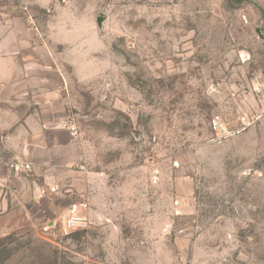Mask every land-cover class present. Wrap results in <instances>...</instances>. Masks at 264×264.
Here are the masks:
<instances>
[{"label": "rangeland", "instance_id": "obj_1", "mask_svg": "<svg viewBox=\"0 0 264 264\" xmlns=\"http://www.w3.org/2000/svg\"><path fill=\"white\" fill-rule=\"evenodd\" d=\"M65 2L86 39L56 48L48 7L0 0V21L28 13L60 51L76 131L51 217L0 218V264H264V120L226 139L209 125L256 110L264 0ZM80 201L88 224L63 232Z\"/></svg>", "mask_w": 264, "mask_h": 264}, {"label": "crops", "instance_id": "obj_2", "mask_svg": "<svg viewBox=\"0 0 264 264\" xmlns=\"http://www.w3.org/2000/svg\"><path fill=\"white\" fill-rule=\"evenodd\" d=\"M31 2L51 7L58 30L52 36L54 47L85 41L75 31L79 22L71 23L69 3ZM37 24L28 13L0 21V218L7 231L32 221L30 209L40 212L43 221L51 217L53 191L46 184L60 180L75 140L66 115L64 75L57 65L62 56L50 50V40ZM14 160L29 163L31 170L15 172L10 167Z\"/></svg>", "mask_w": 264, "mask_h": 264}, {"label": "built area", "instance_id": "obj_3", "mask_svg": "<svg viewBox=\"0 0 264 264\" xmlns=\"http://www.w3.org/2000/svg\"><path fill=\"white\" fill-rule=\"evenodd\" d=\"M64 2L65 0H61ZM47 12H50L51 7L47 6ZM256 94V103L257 107L255 112L253 113L251 119L248 121H244L242 124L238 126H231L227 122H225L219 116H214L211 118L209 125L215 137L218 139H226L232 137L234 135L240 134L246 130L248 126L254 124L258 121L264 120V79L259 81L253 88ZM70 130L73 134H76L75 124L73 122H69ZM10 167L15 172H28L31 170V166L29 163L14 160ZM50 191H55V186L49 187ZM87 209V203L84 201L80 202H72L70 203L63 211L62 217L60 219V226L63 232H70L76 228L85 227L88 224V216L86 215L85 210Z\"/></svg>", "mask_w": 264, "mask_h": 264}, {"label": "water", "instance_id": "obj_4", "mask_svg": "<svg viewBox=\"0 0 264 264\" xmlns=\"http://www.w3.org/2000/svg\"><path fill=\"white\" fill-rule=\"evenodd\" d=\"M100 19H101L100 17L97 18L98 25H100Z\"/></svg>", "mask_w": 264, "mask_h": 264}]
</instances>
